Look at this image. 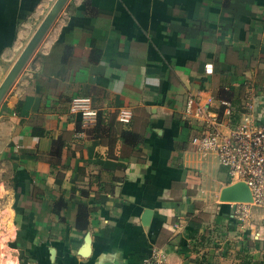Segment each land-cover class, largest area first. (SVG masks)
<instances>
[{
    "label": "crops",
    "instance_id": "0c3cea01",
    "mask_svg": "<svg viewBox=\"0 0 264 264\" xmlns=\"http://www.w3.org/2000/svg\"><path fill=\"white\" fill-rule=\"evenodd\" d=\"M54 1L0 0V83ZM206 112L264 122V0H68L0 102V264H264Z\"/></svg>",
    "mask_w": 264,
    "mask_h": 264
},
{
    "label": "built area",
    "instance_id": "2783aa9c",
    "mask_svg": "<svg viewBox=\"0 0 264 264\" xmlns=\"http://www.w3.org/2000/svg\"><path fill=\"white\" fill-rule=\"evenodd\" d=\"M193 104V100L188 99L187 113L191 112ZM70 110L80 114L84 126L94 123L97 117V110L91 107L88 98H73ZM225 113H229L228 108ZM130 118V112L119 111L120 122H129ZM219 120L217 114L206 112L202 126L191 136L190 142L200 152L215 153L231 182H243L248 186L251 202H232L246 216L250 206L264 208V122L256 123L247 115L239 123L224 128ZM140 264H161V260L153 252Z\"/></svg>",
    "mask_w": 264,
    "mask_h": 264
},
{
    "label": "water",
    "instance_id": "95a60500",
    "mask_svg": "<svg viewBox=\"0 0 264 264\" xmlns=\"http://www.w3.org/2000/svg\"><path fill=\"white\" fill-rule=\"evenodd\" d=\"M67 1L68 0H55L46 15L43 17L42 21L11 66L10 70L1 81L0 102L33 54L34 50L40 44L47 31L56 20ZM251 199L250 190L243 182H231L230 184L222 187L219 192V201L221 202H251ZM150 213V210H146L143 214V219H147Z\"/></svg>",
    "mask_w": 264,
    "mask_h": 264
},
{
    "label": "rangeland",
    "instance_id": "374dc122",
    "mask_svg": "<svg viewBox=\"0 0 264 264\" xmlns=\"http://www.w3.org/2000/svg\"><path fill=\"white\" fill-rule=\"evenodd\" d=\"M3 199H4V198H2V197L0 196V207H1V205H2V202L4 201ZM0 217H1V214H0Z\"/></svg>",
    "mask_w": 264,
    "mask_h": 264
}]
</instances>
